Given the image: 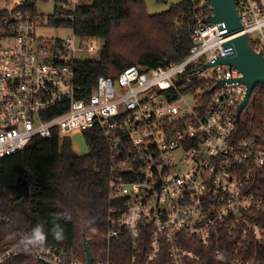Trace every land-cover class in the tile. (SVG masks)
Wrapping results in <instances>:
<instances>
[{
    "label": "built area",
    "instance_id": "built-area-1",
    "mask_svg": "<svg viewBox=\"0 0 264 264\" xmlns=\"http://www.w3.org/2000/svg\"><path fill=\"white\" fill-rule=\"evenodd\" d=\"M0 2V158L34 137L83 141L94 127L105 141L107 256L92 264H110L121 236L134 254L145 241L146 264H263L264 150L237 130L241 73L216 60L233 54L225 44L237 35L264 57V0H235V35L224 23H204L213 16L209 0H191L199 25L182 60L129 66L115 79L99 76L91 90L77 82L73 55L96 52L95 40L82 43L71 28L72 37L45 43L36 34L40 13L27 11L25 0ZM91 3L65 0L60 8L72 21ZM18 252L0 250V264H14ZM36 256L39 264H86L57 246Z\"/></svg>",
    "mask_w": 264,
    "mask_h": 264
},
{
    "label": "trees",
    "instance_id": "trees-1",
    "mask_svg": "<svg viewBox=\"0 0 264 264\" xmlns=\"http://www.w3.org/2000/svg\"><path fill=\"white\" fill-rule=\"evenodd\" d=\"M25 1V9L38 14L36 2L47 0ZM54 1L59 5L65 0ZM67 14L58 6L48 25L72 28L82 43L96 40L102 47L99 60L73 64L77 82L88 90L99 76L115 79L129 66L146 70L182 60L199 25L191 0L155 15L147 14L144 0H92L77 7L72 21L65 18ZM237 130L264 150V87H255ZM82 143L85 154L73 150L70 138L34 137L24 150L0 158V250L16 247L14 264H39L37 252L47 246L62 248L85 262L83 239L94 262L106 258L108 152L97 127L84 131ZM130 245L125 236L115 239L110 264H146L145 241L135 254Z\"/></svg>",
    "mask_w": 264,
    "mask_h": 264
},
{
    "label": "water",
    "instance_id": "water-1",
    "mask_svg": "<svg viewBox=\"0 0 264 264\" xmlns=\"http://www.w3.org/2000/svg\"><path fill=\"white\" fill-rule=\"evenodd\" d=\"M209 1L213 9V16L205 19L204 23H224L230 35L239 33L241 31V24L235 0ZM225 46L232 47L233 54L217 58L216 63L232 66L241 73V77L237 81L245 87V95L237 108V118L239 119L243 110L248 106L255 87L257 85L264 86V57L260 52L253 50L245 35H237L227 42ZM83 244L86 264H92L93 258L85 239H83Z\"/></svg>",
    "mask_w": 264,
    "mask_h": 264
},
{
    "label": "rangeland",
    "instance_id": "rangeland-1",
    "mask_svg": "<svg viewBox=\"0 0 264 264\" xmlns=\"http://www.w3.org/2000/svg\"><path fill=\"white\" fill-rule=\"evenodd\" d=\"M181 0H144L145 9L147 14L155 15L160 14L162 12L167 11L171 5L179 3ZM57 2L54 0H47V1H37L35 4V9L38 13H40L44 19L45 23L41 24L36 29L37 37L40 38L45 43H53L55 41H64L69 37H72V31L68 29H57L50 27L48 25L49 17L55 16L56 8H58ZM3 7V4L0 2V8ZM61 9V8H60ZM264 35V28L262 30ZM96 47L98 50L96 52L82 54L80 52L74 53V58L79 59L84 58L86 60H99L101 54V44L97 42ZM251 102V100H250ZM73 150L77 149V152L80 154L86 153V147L82 143V138L79 134H75L74 138L72 139Z\"/></svg>",
    "mask_w": 264,
    "mask_h": 264
},
{
    "label": "clouds",
    "instance_id": "clouds-1",
    "mask_svg": "<svg viewBox=\"0 0 264 264\" xmlns=\"http://www.w3.org/2000/svg\"><path fill=\"white\" fill-rule=\"evenodd\" d=\"M37 235H38V237H39L40 240H43V237L42 236H39V233H37ZM57 238H60L59 237V234L57 235Z\"/></svg>",
    "mask_w": 264,
    "mask_h": 264
}]
</instances>
